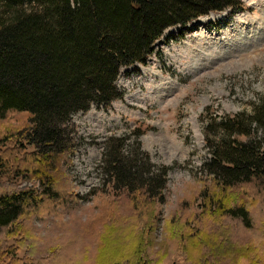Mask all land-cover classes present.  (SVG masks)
Masks as SVG:
<instances>
[{
  "label": "trees",
  "instance_id": "1",
  "mask_svg": "<svg viewBox=\"0 0 264 264\" xmlns=\"http://www.w3.org/2000/svg\"><path fill=\"white\" fill-rule=\"evenodd\" d=\"M226 8L243 9L239 0H0V146L12 147L0 150V179L7 178L0 187V232L6 229L0 235V259L5 249L19 264H75L67 245L76 233H64L72 224L64 226L60 218L64 236L56 232L39 236L35 226L23 222L31 217L45 219L48 204L71 201L66 193L78 202L68 191L73 187L61 165L74 146L72 115L88 110L92 103L108 105L120 98L123 93L116 84L120 68L145 63L167 28L185 26ZM205 130L211 179L205 183L206 190L198 187L204 205L195 219L183 220L181 214L169 222L166 230L174 246L162 253L151 247V235L158 217L155 204L165 198L169 167L154 164L146 151L127 148L122 140L107 142L103 174L115 188L127 190L132 204L118 206L114 199L108 203L114 208L79 218L73 229L100 244L103 227L110 225L113 233L118 226L130 227L114 255H95L92 260H79L81 264H264V255L245 239L233 245L225 235L208 229L209 239L189 224H203L199 220L206 215L218 219L223 214L248 227L256 198L264 203V97L251 111L218 124L212 120ZM26 144L32 152L23 151ZM18 177L31 185L17 187ZM236 184L241 186L236 189ZM139 206L143 207L142 227L137 226ZM95 217L101 228L95 225ZM15 231L19 239L14 243L23 248L20 256L11 250L13 244L5 245ZM211 242L224 248H209Z\"/></svg>",
  "mask_w": 264,
  "mask_h": 264
},
{
  "label": "rangeland",
  "instance_id": "2",
  "mask_svg": "<svg viewBox=\"0 0 264 264\" xmlns=\"http://www.w3.org/2000/svg\"><path fill=\"white\" fill-rule=\"evenodd\" d=\"M239 1L243 7L240 11L232 8L211 11L185 26L167 28L154 43V52L144 64L120 68L116 80L123 93L120 98L108 105L92 103L88 110L72 115L71 123L76 128L74 146L65 154L61 165L65 167L62 171L67 182L73 187H68V191L78 197V202L66 193L71 201L62 199L48 204L45 219L31 217L23 222L35 226L39 236L49 232L60 235L65 225L72 224L64 233H76L71 237L74 241L67 245L69 253L73 252L76 257L75 264H81L79 260H92L95 255L104 254L107 258L114 255L113 250L117 249V244H124L123 234L130 227L118 226L114 233L110 225L103 227L100 244L94 237L73 229L79 218L94 217L106 207L114 208L108 206L114 199L118 206L123 204L128 208L132 204L127 190L115 188L103 174L102 160L110 139L122 140L127 148L139 147L150 155L151 162L169 167L165 198L155 204L158 217L152 226V248H159L161 253L171 250L174 240L166 230L169 222L181 214L183 220L195 219V212H200L204 202L198 189L206 190L205 183L211 179L206 167L211 158L205 140L206 125L212 120L218 124L239 112L251 111L253 104L264 97V0ZM10 149L11 145L0 146V150ZM32 150L27 144L23 149ZM6 179H0V187L5 185ZM14 183L17 187L31 185L21 177ZM36 184L38 186L39 182ZM236 185V189L241 186ZM256 199L259 201L254 202L252 223L248 227L223 214L218 219L208 217L210 215H206V219L198 217L203 224H189L192 229L197 226L205 232L209 239V231L225 235L226 241L233 245L243 238L257 250L255 252L264 255V203ZM134 202L139 203L137 199ZM244 204L248 206L250 202ZM139 211L141 223L137 226L142 227L143 207L139 206ZM60 218L64 226L59 224ZM94 222L101 228L96 217ZM18 239L19 232L15 231L8 236L5 245L13 244L11 250L20 256L23 248L14 243ZM208 244L209 248L213 245L224 248L221 243ZM4 252L0 264H19L17 258L12 261L11 252L9 255L5 249Z\"/></svg>",
  "mask_w": 264,
  "mask_h": 264
}]
</instances>
